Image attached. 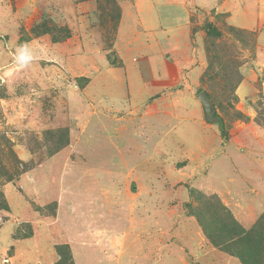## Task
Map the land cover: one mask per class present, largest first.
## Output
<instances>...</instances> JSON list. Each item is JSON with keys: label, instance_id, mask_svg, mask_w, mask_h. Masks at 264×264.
<instances>
[{"label": "rangeland", "instance_id": "rangeland-1", "mask_svg": "<svg viewBox=\"0 0 264 264\" xmlns=\"http://www.w3.org/2000/svg\"><path fill=\"white\" fill-rule=\"evenodd\" d=\"M261 235L264 0H0V264H264Z\"/></svg>", "mask_w": 264, "mask_h": 264}, {"label": "trees", "instance_id": "trees-1", "mask_svg": "<svg viewBox=\"0 0 264 264\" xmlns=\"http://www.w3.org/2000/svg\"><path fill=\"white\" fill-rule=\"evenodd\" d=\"M220 129H221V136L224 140H228L229 133L226 130V127L224 125V122H220ZM10 180H13V177L9 178ZM7 209V208H6ZM205 231L209 234V238L213 241V243L220 248H223L225 251L229 252L228 250L231 249L229 246V243L231 241L239 242V239H242L245 241V243H248L250 245L252 240V232H246L245 233H238L235 229L233 231H229L226 228L221 231V234L219 236H215L211 229L206 225ZM245 236V239L243 238ZM259 239L262 244H264V236H260ZM246 250V249H245ZM59 256L60 261L57 264H67V261H69L70 264H73L72 261V254L71 250L68 246H61L59 248ZM236 256L239 257L243 264H261L259 261L261 259V254L253 252V248L251 246L247 247V251H245V255L243 253H236Z\"/></svg>", "mask_w": 264, "mask_h": 264}, {"label": "clouds", "instance_id": "clouds-1", "mask_svg": "<svg viewBox=\"0 0 264 264\" xmlns=\"http://www.w3.org/2000/svg\"><path fill=\"white\" fill-rule=\"evenodd\" d=\"M35 56L28 43L16 48L15 63L20 68H28L34 62Z\"/></svg>", "mask_w": 264, "mask_h": 264}, {"label": "water", "instance_id": "water-1", "mask_svg": "<svg viewBox=\"0 0 264 264\" xmlns=\"http://www.w3.org/2000/svg\"><path fill=\"white\" fill-rule=\"evenodd\" d=\"M200 99H201V101H202V103H203V106H204V108H205L207 114H208L209 116H211V115H212V111H211V110H212V103H211V101L209 100L207 94H206V93H202V94L200 95Z\"/></svg>", "mask_w": 264, "mask_h": 264}]
</instances>
